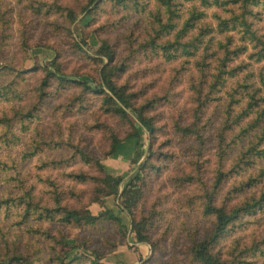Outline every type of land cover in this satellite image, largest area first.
Masks as SVG:
<instances>
[{
  "label": "rangeland",
  "instance_id": "374dc122",
  "mask_svg": "<svg viewBox=\"0 0 264 264\" xmlns=\"http://www.w3.org/2000/svg\"><path fill=\"white\" fill-rule=\"evenodd\" d=\"M178 3L172 28L159 31L169 18L161 0H0V161L6 163L0 190L29 188L32 201L54 214L0 213L2 253L6 241L34 264H55L64 255L81 256L73 264L96 258L99 264H198L191 247L212 226L204 206L218 169L213 154L224 96L220 86L208 103V39L222 37L216 27L208 33V23L215 25L214 13L228 12L201 6L204 16L179 38L200 32L198 49L166 56L156 45L174 41L195 5ZM105 63L131 95L133 109L124 116L106 109L101 95L58 79L64 74L101 84ZM3 171H15L20 180L8 185ZM106 175L121 180L103 195ZM235 176L232 171L227 181ZM129 182L136 195L130 215L121 198ZM56 206L93 215L108 210L122 225L102 218L92 225L68 223ZM135 222L145 242L136 240ZM249 228L254 239L259 236L261 229ZM229 239L216 249L225 254ZM256 258L264 261V253Z\"/></svg>",
  "mask_w": 264,
  "mask_h": 264
},
{
  "label": "trees",
  "instance_id": "16d2710c",
  "mask_svg": "<svg viewBox=\"0 0 264 264\" xmlns=\"http://www.w3.org/2000/svg\"><path fill=\"white\" fill-rule=\"evenodd\" d=\"M161 1L170 19L168 18L166 24L160 26L159 31L172 28L170 20L180 0ZM189 1L195 5L184 19L174 41L156 45L166 56L172 55L179 49L185 54H192L198 49L202 37L200 32L183 42L179 38L194 27L196 20L204 16L205 12L199 9L201 6L220 8L217 9L218 11L223 8L228 12L225 16L214 13L215 25L208 23V33L214 31L213 27H216L215 34L222 36L216 39L213 35L208 39V79L212 78L208 83V103L213 102L210 95L217 94L219 87L223 86L220 91H223L224 96L220 95L218 101V105L223 107V117L220 118L218 125L213 154L218 169L211 186H208L204 206V212L213 220L212 226L207 238L193 243L192 255L198 264H264V261L259 263L256 258L257 255L264 253V0ZM228 5L231 8H227ZM213 40L215 44L212 43ZM102 50L108 62H111L113 53L109 45L103 43ZM210 61L215 64L214 74H211ZM108 64L110 63H105L100 70L101 84L90 86L86 81L69 80L64 74L59 75L58 79L77 83L83 89L101 95L102 102L108 105L106 109L124 116L127 108L133 109L131 95L126 93L124 86L116 84L114 69L111 70ZM4 120L5 118L0 117V122ZM144 128L149 132L153 131L150 122H146ZM0 165H3L0 168L4 169L6 163L0 161ZM98 167L102 166L98 164ZM232 171L236 176L229 183L227 177ZM10 173L3 171L2 179L13 186V181L20 179L17 178L15 171ZM120 180V177L106 175L102 180L105 188L100 192L108 195L107 188L117 186ZM132 187L133 182H129L121 192L123 209L129 215L132 214L134 196H136L131 194ZM18 191L20 189L14 190L8 187L4 188V192L0 190L2 215L7 217L17 208V211L23 210L26 216L35 212L44 218L54 216L51 209L48 210L46 206H40L32 201L31 189ZM231 199H234L233 203L228 202ZM54 209L56 213H61L62 219L68 223L92 225L102 218L111 219L122 225L121 218L108 210L93 215L89 211L81 214L78 210L63 206H56ZM250 225L261 229L255 239V233L250 232ZM132 226L136 240L145 242L147 237L143 234L141 225L135 222ZM243 231L247 235L245 240L241 239ZM236 233L240 236L233 237ZM229 237L224 254L216 247ZM3 246L7 253H2L0 247V264H34L25 255L8 247L6 241ZM93 253L95 257L98 256L97 252ZM251 257H255L256 260L249 262ZM80 258L81 256H74L66 260L64 255L58 257L55 264H73ZM89 263L99 264L98 258Z\"/></svg>",
  "mask_w": 264,
  "mask_h": 264
}]
</instances>
